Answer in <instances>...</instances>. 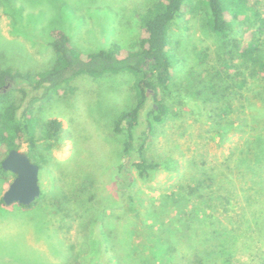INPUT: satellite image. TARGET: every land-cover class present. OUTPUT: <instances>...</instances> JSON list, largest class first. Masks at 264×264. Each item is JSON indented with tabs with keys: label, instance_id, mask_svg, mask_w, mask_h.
I'll list each match as a JSON object with an SVG mask.
<instances>
[{
	"label": "rangeland",
	"instance_id": "1",
	"mask_svg": "<svg viewBox=\"0 0 264 264\" xmlns=\"http://www.w3.org/2000/svg\"><path fill=\"white\" fill-rule=\"evenodd\" d=\"M197 1L190 0V4L195 6ZM252 1L257 10L264 11V0ZM150 2L0 0V67L10 66L32 73L50 67L54 60L50 31L54 28L65 31L73 47L82 53L105 48L115 39L125 43L135 31V15L144 11ZM185 19L191 29L179 28ZM203 20L201 10H196L172 26L174 47L184 59L179 66L181 70L178 67L175 71L174 83L185 75L201 71L205 64H216L221 58L220 50L223 49L221 55L224 56L229 47L209 32ZM231 26L236 42L249 35L243 17L232 18ZM259 43L264 61V35ZM201 52L207 56H201ZM232 62L238 64L237 58ZM223 67H227V62ZM239 69L246 76L240 89L217 92L204 101L197 93L193 97L196 105H187L186 91L176 87V83L172 85L168 92L171 118L154 135L145 151L148 159L159 161L162 166L150 181L138 180L136 187L142 190L147 203L161 192L168 194L176 190L185 182V172L192 166L186 161L191 158L206 171L225 176L230 197L228 207L235 210L233 215L230 218L217 210L212 218L198 216L195 218L197 228L210 232L216 222L219 229L234 233V244L227 240L224 245L227 259L231 255L227 264H261L264 238L258 241L259 237L251 233L250 222L264 190V69L257 68L253 75L249 74V66L242 65ZM75 82L74 94H53L46 102L34 103L39 122L58 118L62 131L49 149L44 147L43 139L37 141L46 162L40 163V159L29 156L34 163L42 164L38 173L41 193L37 202L31 207L16 203L8 208L0 205V264H74L76 261L89 264L90 240L101 245L100 223L108 219L115 228L121 227L123 218L117 219L114 199H108L110 195L115 197L117 184L112 176L117 173L118 178L120 174L116 166L121 141L111 128L114 118L132 103L129 89L132 76L125 73L97 78L82 75ZM141 128L142 123L135 130L136 137ZM21 148L26 150L27 145ZM173 159L180 163L179 167H173ZM77 181L89 187L94 199L92 206L89 193L82 197L87 201L85 207L76 209L71 203L58 202L57 194L68 192V196L71 195L74 189H68L74 188ZM66 182L70 185L64 186ZM4 190V180L0 179V197ZM103 210L114 213L103 219L100 218ZM134 230L135 247L146 252L149 246L145 229L138 226ZM113 234L116 239L119 232L114 230ZM115 248L117 250L119 245ZM95 260V264H105L108 255L100 252V259ZM148 260L146 264L154 263L153 256H148ZM207 262L225 263L222 256H212Z\"/></svg>",
	"mask_w": 264,
	"mask_h": 264
},
{
	"label": "trees",
	"instance_id": "2",
	"mask_svg": "<svg viewBox=\"0 0 264 264\" xmlns=\"http://www.w3.org/2000/svg\"><path fill=\"white\" fill-rule=\"evenodd\" d=\"M255 5L252 0H198L195 6L190 4V0H151L144 11L135 15V31L125 43L115 39L105 48L82 53L73 47L65 31L54 28L50 31L49 43L54 52L50 67L33 73L10 66L0 67V88L8 79L11 81L8 88L0 90V179L4 180L5 189L14 175L1 166L8 151L26 144L29 156L40 159V163L46 162V157L37 148V141L43 139L46 142L44 147L49 149L62 131V122L58 118L39 122L34 111L35 102H46L53 94H74L77 89L75 80L82 75L97 78L105 74H130L132 103L114 118L111 128L121 141L116 166L120 174L118 178L115 177L117 173L112 176L117 184L115 197L110 195L108 199H114L117 219L123 218V222L120 228H115L108 219L100 223L101 245L96 240H90L89 264H95V259H100V252L108 255L105 264H146L149 262L148 256H153L152 264H208L212 256H222L223 264H227L231 255L227 259L223 253L224 245L227 240L234 244V233L229 229H219L213 221L210 232L203 227L198 229L195 222L198 216L212 218V213L217 210L230 218L233 215L235 210L228 207L230 197L224 175L219 177L206 171L191 158L186 161L192 166L185 172V182L168 194L161 192L156 199L151 198L147 203L142 190L136 185L138 180L142 183L150 181L162 166L161 162L148 159L145 151L154 135L171 118L173 112L168 92L172 85L176 83V87L186 91L184 97L189 99L187 105H196L193 97L197 93L205 97L199 96L204 101L217 92L240 89L246 80L244 72L239 69L242 65L251 68V75L257 68L264 69L259 43L264 35V11L257 10ZM196 10L203 13V24L209 32L229 47L224 51V56L221 55L223 49L220 50L221 58L216 64H205L207 66L201 71L185 75L174 83L175 71L182 66L184 59L174 47L171 29L184 16ZM240 16L246 23L249 35L236 42L231 19ZM186 19L179 26L182 30L185 27L191 29ZM202 54L203 57L207 56L205 52ZM236 58L238 64L232 62ZM224 62H227V67H223ZM140 123L142 128L136 137L135 130ZM171 162L174 168L180 165L174 159ZM39 166L41 168L42 164ZM68 185L70 183L66 182L64 186ZM73 186L68 189H74L71 195L68 196V192L57 194L60 204L64 201V204L71 203V207L76 209L85 207L87 201L82 197L87 193L91 197V206L94 204L92 192L85 183L79 184L77 181ZM259 199L250 222L251 233L259 237L258 241L264 238V190ZM37 200L29 205L16 204L31 207ZM13 204L3 203L0 197L1 206L8 208ZM101 212L100 218L103 219L114 213L113 210ZM138 226L146 231L145 239L149 246L146 252L138 251L132 240L134 229ZM114 230L119 232L116 239ZM207 242H210L211 250ZM116 244L119 245L117 250ZM74 264L83 263L76 261Z\"/></svg>",
	"mask_w": 264,
	"mask_h": 264
},
{
	"label": "water",
	"instance_id": "3",
	"mask_svg": "<svg viewBox=\"0 0 264 264\" xmlns=\"http://www.w3.org/2000/svg\"><path fill=\"white\" fill-rule=\"evenodd\" d=\"M6 88L4 86L0 90L4 91ZM1 166L15 175L2 194L3 203L29 205L40 195V166L31 161L27 150L21 147L10 149L2 159Z\"/></svg>",
	"mask_w": 264,
	"mask_h": 264
},
{
	"label": "flooded vegetation",
	"instance_id": "4",
	"mask_svg": "<svg viewBox=\"0 0 264 264\" xmlns=\"http://www.w3.org/2000/svg\"><path fill=\"white\" fill-rule=\"evenodd\" d=\"M11 84V81H10V79H8L7 81H6V83L3 85V87L4 86H7V88L9 87V85ZM15 175H13V177H14ZM12 177V178H13Z\"/></svg>",
	"mask_w": 264,
	"mask_h": 264
}]
</instances>
